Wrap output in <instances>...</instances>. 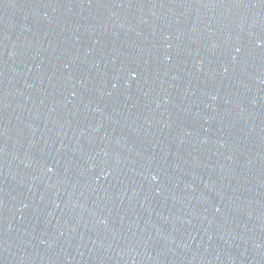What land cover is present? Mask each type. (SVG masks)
Returning <instances> with one entry per match:
<instances>
[{
	"label": "water",
	"instance_id": "95a60500",
	"mask_svg": "<svg viewBox=\"0 0 264 264\" xmlns=\"http://www.w3.org/2000/svg\"><path fill=\"white\" fill-rule=\"evenodd\" d=\"M0 264H264V0H0Z\"/></svg>",
	"mask_w": 264,
	"mask_h": 264
}]
</instances>
